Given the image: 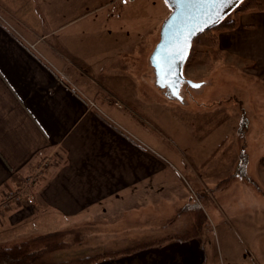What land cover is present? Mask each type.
Masks as SVG:
<instances>
[{
  "label": "crops",
  "instance_id": "crops-1",
  "mask_svg": "<svg viewBox=\"0 0 264 264\" xmlns=\"http://www.w3.org/2000/svg\"><path fill=\"white\" fill-rule=\"evenodd\" d=\"M146 12L150 13V5L145 0H0V194L24 193L27 179L34 181L32 209L24 213L26 198L18 193L19 202L25 204L3 214L0 232L7 228L12 236L0 233V238L22 240L16 236L28 231L20 227L28 225L31 212L32 218L42 212L31 226L40 233L61 228L66 220L94 207H155L158 197L174 195L168 143L136 110L151 109V102L145 101L155 97L150 88L155 94L157 86L148 60L151 51L147 63L152 76L141 74L145 51L139 49L140 24L135 28L125 22L129 16L143 23L149 18ZM234 18V27L221 29L218 42L222 39L227 43L222 48L230 49L232 57L257 64L255 69L264 74V11L238 12ZM142 83L147 92H141L146 90ZM248 132L258 146L251 156L252 171L245 170L264 181V124H253ZM233 146L245 149V144L233 141L227 147ZM230 158L237 164L238 152ZM233 164L219 169L223 175H235L238 168ZM240 190L241 198L232 205L252 202V207H243L242 214L230 207V216L243 224L263 217L264 207L253 208L259 203L256 189ZM125 197L135 203L129 204ZM112 198L122 201L110 204ZM178 200L182 202L181 197ZM187 204L177 206L175 213ZM185 214L192 227L193 216ZM200 232L92 264H209ZM222 261L220 256L211 263Z\"/></svg>",
  "mask_w": 264,
  "mask_h": 264
},
{
  "label": "rangeland",
  "instance_id": "rangeland-1",
  "mask_svg": "<svg viewBox=\"0 0 264 264\" xmlns=\"http://www.w3.org/2000/svg\"><path fill=\"white\" fill-rule=\"evenodd\" d=\"M145 1L150 5V13L146 12L149 18L140 23L135 18L134 21L129 19L128 16L125 24L135 28L140 24L139 49L145 51L143 61L141 59V74L149 73L152 76V68L147 63V53L153 50L158 41L161 24L170 9L165 0ZM230 15L235 17L238 11H233ZM144 23L146 24L143 25ZM221 29L223 28L216 25L195 37L190 56L184 65L185 77L203 81L204 85L192 88L184 84L180 90L182 101L169 98L165 90L158 87L153 94L154 90L150 88V96L155 97L145 102H151V109L145 107L136 109L146 120L152 122L157 130V137L165 139L168 143L167 152L170 157L167 158L171 160L174 173V195L158 197L155 207H94L88 213L81 214V217L66 220L61 228H57L67 229L65 237L68 239L65 249L56 252L59 257L95 255L98 259H103L129 251L132 247L145 242L161 243L174 233L192 236L197 228L191 227L185 213L189 211L192 218L194 208L188 207V204L194 203L202 212V215L198 213L197 220L202 226L204 220L206 221L203 229H200L199 239L209 264H212L211 260L214 261L220 256L227 262L222 261L223 264H232L234 260L237 264H264V258H261V255H264V216L243 224L229 213L232 209L230 207H234L239 214H242L243 207H252V202L248 204L239 202V205L233 206L241 198L242 187L251 186L258 192L259 203L254 204L253 208L258 207L257 209L261 211L264 207V181L253 178L251 173L245 170L247 167L249 172L252 171L251 156L258 146L250 140L249 127L253 124L258 126L264 124V115L258 114L264 111V74L255 69L257 64L240 61L232 57V53L228 52L230 49L222 48L227 46V43L224 44L222 39L218 42ZM198 51L204 53L203 57L197 54ZM200 57L205 60L200 61ZM145 75H142L141 80ZM140 86L142 90L146 87V90L141 92L148 91L146 84L142 83ZM136 107L138 106H134ZM234 111L238 113L237 117L231 115ZM231 141L245 144V149L235 146L228 148ZM236 152L239 159L237 164H233L230 154ZM215 155L221 160L216 161ZM230 163L238 168V172L232 176L223 175L219 168L225 164L229 166ZM33 183V178L27 179L23 185L24 190L26 189L24 193L11 190L4 195L0 194V219L4 221L5 212L6 215L14 213L17 210L16 204L24 203L19 202L21 199H16L18 193L24 199L34 197L33 188L31 189ZM230 185H234L233 188H229ZM226 188L227 192L224 191ZM178 197L182 198V202ZM125 198L129 204L135 203L132 197ZM120 199L112 198L109 202L120 203L122 198ZM253 199L255 203L257 198L254 195ZM11 200L15 205H11L13 203ZM216 201L219 203L217 207ZM165 203L171 207L164 206ZM182 203L188 204L182 207L179 213H175V208ZM29 204L26 202L24 205L26 215L32 209ZM32 213L29 214L31 219L28 225L24 222L20 227L21 229L27 227L28 231L24 236L20 233L17 238L23 239L28 235L38 234L37 229L31 226L32 221L38 216L41 217L42 212L38 213V216H35L37 213L35 212L33 218ZM164 214L172 215V218L166 220ZM18 215L14 214L13 220H16ZM170 222L172 224H169ZM17 228L19 227H15V230ZM70 229L71 231H68ZM4 230L5 232H0L4 235L1 237L12 236L7 228ZM17 241L18 239L11 237L0 238V244L7 245Z\"/></svg>",
  "mask_w": 264,
  "mask_h": 264
},
{
  "label": "water",
  "instance_id": "water-1",
  "mask_svg": "<svg viewBox=\"0 0 264 264\" xmlns=\"http://www.w3.org/2000/svg\"><path fill=\"white\" fill-rule=\"evenodd\" d=\"M241 0H234L222 9L212 4L165 0L170 12L163 20L159 39L148 60L153 68L154 83L164 89L169 98L182 101V84L200 87L203 82L184 75L194 38L216 25L228 15Z\"/></svg>",
  "mask_w": 264,
  "mask_h": 264
},
{
  "label": "trees",
  "instance_id": "trees-1",
  "mask_svg": "<svg viewBox=\"0 0 264 264\" xmlns=\"http://www.w3.org/2000/svg\"><path fill=\"white\" fill-rule=\"evenodd\" d=\"M249 10L264 11V0H242L233 9V11H238V12H246ZM231 13L226 15L218 23L217 26L223 29H230L234 27L235 18L230 15ZM207 31L200 33L199 35L196 36V38ZM213 42H215L214 39ZM197 54L198 55L201 54L202 57L204 55V53H200V51H198ZM202 57H200L199 59L200 61L205 60ZM18 199H20V197H18ZM189 206L194 208L193 209L194 215L192 214L194 218L192 228L196 227L197 229L195 230V234L192 236H195L202 227V223H200L197 220L198 213L202 215V212L196 204L193 203L190 205L188 204V207ZM68 231H71V229ZM66 234H67V229L66 230L51 229L45 232L34 234L20 241L9 243L7 245L0 244V264H92L93 262L100 260L97 257H95V255L82 256V257H67V258L59 257L56 252L60 250H64L66 244L68 243V239L65 237L67 236ZM192 236L179 235L178 233H174L172 235L167 236L166 239L164 238L165 239L164 241L170 239L186 240ZM161 243H159V241L145 242L142 244H138L132 247L131 249H136V248L140 249L149 246L160 245ZM131 249L129 251L126 250L119 254L134 251ZM116 255L117 254L110 255L104 258L116 256ZM200 264H204V263L202 262Z\"/></svg>",
  "mask_w": 264,
  "mask_h": 264
},
{
  "label": "snow or ice",
  "instance_id": "snow-or-ice-1",
  "mask_svg": "<svg viewBox=\"0 0 264 264\" xmlns=\"http://www.w3.org/2000/svg\"><path fill=\"white\" fill-rule=\"evenodd\" d=\"M185 2H196L204 4H212L214 7L223 8L226 5H230L234 0H185Z\"/></svg>",
  "mask_w": 264,
  "mask_h": 264
},
{
  "label": "built area",
  "instance_id": "built-area-1",
  "mask_svg": "<svg viewBox=\"0 0 264 264\" xmlns=\"http://www.w3.org/2000/svg\"><path fill=\"white\" fill-rule=\"evenodd\" d=\"M115 104H117L118 106H121L119 102L115 101ZM17 197H18V195H17ZM17 197H16V199H18ZM26 202H28V203L32 202V197H27Z\"/></svg>",
  "mask_w": 264,
  "mask_h": 264
},
{
  "label": "flooded vegetation",
  "instance_id": "flooded-vegetation-1",
  "mask_svg": "<svg viewBox=\"0 0 264 264\" xmlns=\"http://www.w3.org/2000/svg\"><path fill=\"white\" fill-rule=\"evenodd\" d=\"M184 84H182V86H183Z\"/></svg>",
  "mask_w": 264,
  "mask_h": 264
},
{
  "label": "bare ground",
  "instance_id": "bare-ground-1",
  "mask_svg": "<svg viewBox=\"0 0 264 264\" xmlns=\"http://www.w3.org/2000/svg\"><path fill=\"white\" fill-rule=\"evenodd\" d=\"M187 62V61H186Z\"/></svg>",
  "mask_w": 264,
  "mask_h": 264
}]
</instances>
